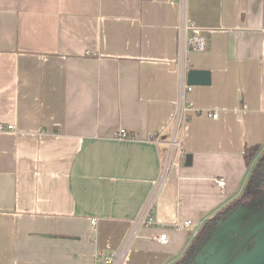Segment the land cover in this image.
<instances>
[{
	"label": "crops",
	"instance_id": "0c3cea01",
	"mask_svg": "<svg viewBox=\"0 0 264 264\" xmlns=\"http://www.w3.org/2000/svg\"><path fill=\"white\" fill-rule=\"evenodd\" d=\"M181 17L206 39L188 71L210 84L186 95L154 224L124 264L174 263L241 194L244 149L264 145V0H0V124L14 126L0 132V264H92L120 247L167 154Z\"/></svg>",
	"mask_w": 264,
	"mask_h": 264
},
{
	"label": "built area",
	"instance_id": "2783aa9c",
	"mask_svg": "<svg viewBox=\"0 0 264 264\" xmlns=\"http://www.w3.org/2000/svg\"><path fill=\"white\" fill-rule=\"evenodd\" d=\"M183 10V9H182ZM179 54L176 61V70L178 74L177 80V99L175 103V110L172 115V135L167 143V154L163 161L161 172L152 185L150 194L141 208L138 216L131 222V227L124 237L122 244L116 250H112L104 257L97 258L92 264H124L129 254V250L135 238L138 236L139 231L144 227H150L154 224L153 211L157 194L161 189L171 165L175 161V155L180 149V136L185 130L186 122L189 119L188 111L192 110V104L186 102V95L191 91L192 87L186 83V75L188 67L186 64L185 53L187 51L201 52L205 50L206 39L200 34L199 29L191 23L185 22L184 17H181L179 25ZM185 47L187 49H185ZM209 117L215 119L218 117V112L214 111L208 114ZM13 125L4 126L0 124V132L13 130ZM117 138L127 139L128 133L124 129H119ZM157 138H155L156 140ZM215 184L223 187L225 182L223 180H215ZM92 225L96 224V220L91 221ZM190 226L189 222L179 225V228H187ZM160 243L166 241V234H160L158 237Z\"/></svg>",
	"mask_w": 264,
	"mask_h": 264
},
{
	"label": "trees",
	"instance_id": "16d2710c",
	"mask_svg": "<svg viewBox=\"0 0 264 264\" xmlns=\"http://www.w3.org/2000/svg\"><path fill=\"white\" fill-rule=\"evenodd\" d=\"M243 159L246 167L250 168V173L241 194L227 202L203 222L182 256L172 264H205L211 255V253L207 254L204 251L206 245L219 231L220 226L231 219L239 210H243L244 213L238 223L237 230H230L231 234L264 215V145L246 147L243 152ZM262 231H264V226L253 231L241 245H239L241 239L235 238L233 245L219 262L225 260L224 264H231L237 255L250 253L256 244L264 239ZM223 240L219 242L215 250ZM199 259H202V262H198Z\"/></svg>",
	"mask_w": 264,
	"mask_h": 264
},
{
	"label": "water",
	"instance_id": "95a60500",
	"mask_svg": "<svg viewBox=\"0 0 264 264\" xmlns=\"http://www.w3.org/2000/svg\"><path fill=\"white\" fill-rule=\"evenodd\" d=\"M186 83L191 87L208 86L210 84V74L208 71L190 70L186 75ZM262 226H264V215L259 217L257 220L250 222L243 229L232 234L230 233L227 238L221 243V245L216 249V251L207 258L205 264L218 263L229 251L234 243L235 238L239 237L241 239L239 241V245H241L249 238L253 231L261 228Z\"/></svg>",
	"mask_w": 264,
	"mask_h": 264
},
{
	"label": "rangeland",
	"instance_id": "374dc122",
	"mask_svg": "<svg viewBox=\"0 0 264 264\" xmlns=\"http://www.w3.org/2000/svg\"><path fill=\"white\" fill-rule=\"evenodd\" d=\"M243 213V210H239L231 219L220 226L219 231L215 234V236L204 249L207 254H213L216 251V246L221 240H225L227 238V236L230 234V230H237L238 223L240 222ZM262 232L264 233V231ZM198 262H202V259H199ZM224 263L225 260L219 262L218 264ZM231 264H264V239L258 242L250 253L237 255L233 259Z\"/></svg>",
	"mask_w": 264,
	"mask_h": 264
}]
</instances>
